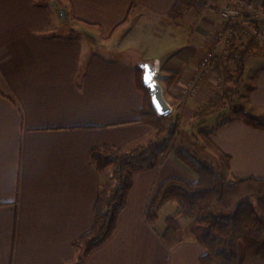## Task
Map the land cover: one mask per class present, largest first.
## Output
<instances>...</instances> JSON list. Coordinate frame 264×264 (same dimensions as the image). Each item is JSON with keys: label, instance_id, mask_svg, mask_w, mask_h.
Returning a JSON list of instances; mask_svg holds the SVG:
<instances>
[{"label": "crops", "instance_id": "1", "mask_svg": "<svg viewBox=\"0 0 264 264\" xmlns=\"http://www.w3.org/2000/svg\"><path fill=\"white\" fill-rule=\"evenodd\" d=\"M227 1L217 11L186 7L173 16L178 0H0V264H77L73 243L91 229L109 173L96 168L91 151L107 144L131 150L156 138L137 122L145 95L136 64L103 48L137 28L154 36V23H199L188 46L165 64L148 61L160 60L165 76L175 73L169 94L177 105L202 106L210 99L205 83L196 95L186 90L211 44L214 13ZM64 23L74 31L60 33ZM115 50L145 60L129 45ZM256 75L244 107L260 116L264 65ZM211 135L232 156L234 177L264 178V129L234 119ZM172 177L196 180L171 155L135 174L117 230L83 264H200L206 248L194 235L168 250L165 225L146 221L157 185Z\"/></svg>", "mask_w": 264, "mask_h": 264}, {"label": "trees", "instance_id": "2", "mask_svg": "<svg viewBox=\"0 0 264 264\" xmlns=\"http://www.w3.org/2000/svg\"><path fill=\"white\" fill-rule=\"evenodd\" d=\"M185 7L202 12L217 9L214 0H178L173 16ZM248 29L246 23L234 25L229 54L218 56L211 62L215 73L225 84L239 82L249 58L264 57V45L255 37L248 36ZM136 73L138 87L145 95L143 107L136 110L137 122L155 130L156 138L146 146L131 150L107 144L91 151L96 168L109 173L94 206L91 229L73 243L74 249L81 253L77 264H83L85 258L105 244L117 230L135 174L161 166L172 152L180 163L195 173L196 180L169 178L157 185L148 203L145 217L153 228L158 223L160 209L169 203L176 205L174 213L166 218L165 230L161 234L166 248L172 250L183 242L181 220L192 219L191 232L206 248L200 264H264V178L235 177L230 181L233 176L232 156L213 140L206 129L207 118L226 107L228 93L211 97L194 113L200 130L193 137L216 158L217 166H214L209 161L193 157L180 144H173L174 136L179 134L182 138L184 135L180 116L160 117L153 108L150 93L143 83V70L139 66ZM175 79V73L164 77L165 94L170 93ZM172 119L177 124L175 132L165 139ZM234 119L252 128L264 129V116L254 115L245 107L234 109L233 114L218 126ZM217 206L220 211H217Z\"/></svg>", "mask_w": 264, "mask_h": 264}, {"label": "rangeland", "instance_id": "3", "mask_svg": "<svg viewBox=\"0 0 264 264\" xmlns=\"http://www.w3.org/2000/svg\"><path fill=\"white\" fill-rule=\"evenodd\" d=\"M224 1V2H223ZM228 2V1H227ZM226 2V3H227ZM225 3V0H221V3H218V0L215 4L216 10H218V6H222ZM186 8V7H185ZM185 10V9H184ZM182 10L181 13L185 14L186 10ZM194 10H197L194 8ZM184 11V12H183ZM214 11V10H213ZM197 13H203L202 11L197 10ZM179 13V14H181ZM60 21V19H58ZM214 22L215 25L211 26V37L212 41L209 47L203 52V54L200 56L199 62H198V71L199 67H201V62L206 55V52L211 48L213 44V40L216 38L218 31L222 29L226 24V22L223 20L221 13H214ZM191 21L188 22V20H185V17L182 18L180 22V18L175 20V22H168V23H157L153 24L152 29L154 30L155 34L154 36L152 33L145 32L146 29H135L129 35L119 38V40L113 41L110 45L104 47V51L106 53L114 54L117 57H120L121 59H129L130 61L134 62L136 66L141 61V58L139 56H131L128 53H116L115 48L121 47V46H130L134 50H136L138 53H140V56L145 60H151L152 58L158 57L162 60L163 64H165L167 57L171 54L172 51H181L183 48L188 46V40L191 39V35L193 34L194 30L196 28H199L200 26L198 24H191ZM203 24V23H202ZM201 24V25H202ZM206 26L208 28L209 25H202ZM71 28H73V25L70 23H64L63 29L59 30L60 33L65 34L69 33ZM194 29V30H193ZM85 30H82V34H85ZM89 34V33H88ZM157 35V36H155ZM92 45V43H90ZM264 65V57L256 56L251 57L247 60L245 72L240 78L239 82L237 83H231V84H225L222 78H220L214 71L213 66H209V69L204 75L202 76L203 79L200 82L199 86L197 88L198 91H195L193 95H196L199 91V87H202V83H205L203 85L207 87L206 91L208 90L207 95L211 97L222 94L224 92L228 93V103L225 108H223L220 112L214 113L210 115L207 118V130L214 134L218 128L219 123L226 120L228 117H230L233 114V110L237 108L244 107L246 105V102L249 98L250 91L253 89L256 74L260 71V67ZM162 71V69H161ZM194 74H196L194 72ZM164 77L165 75L163 72H160L159 74V81L165 85L164 83ZM211 80V81H210ZM190 82V81H189ZM187 94H190L189 92ZM167 100L175 106L173 112V115L176 117L177 115L180 116L181 119V127L183 128V137L176 135L173 137V144L175 146H178L179 144L181 147H183L189 154H191L193 157L203 160V161H209L210 163L214 164V166H217V160L216 158L207 150L203 149L201 145L196 142L195 138L193 137L194 134H197L200 130V127L197 125L198 121L194 118V113L196 110L200 107H192L191 109H185V107L182 106V104L177 105V102L170 97L169 93L165 94ZM173 106V107H174ZM262 114L260 116H264V112H261ZM171 157L176 162H179L177 157L175 156L174 152H172ZM169 155V156H170ZM167 159V158H166ZM166 159L163 161V163L166 161ZM180 163V162H179ZM181 166L185 170H187L190 174H193L195 177V173L186 165L180 163ZM235 177L234 175L231 177L230 181H234ZM253 204L256 206V201L253 200ZM176 209V205L174 203H169L168 205H165L162 207L159 211V220L156 225V229L161 228V226H166V218L173 214ZM217 211H220V207H216ZM182 229L180 232V235L183 239H187L188 237H191L193 234L188 230V227H190V224H192V219H182Z\"/></svg>", "mask_w": 264, "mask_h": 264}, {"label": "built area", "instance_id": "4", "mask_svg": "<svg viewBox=\"0 0 264 264\" xmlns=\"http://www.w3.org/2000/svg\"><path fill=\"white\" fill-rule=\"evenodd\" d=\"M220 13L226 25L218 31L211 48L206 52L201 67H199L200 71H196L188 83L187 93L193 94L197 91L199 81H202V76L208 71L214 58L229 54L234 25L248 24V36L255 37L261 45H264V0H250L249 2L228 0Z\"/></svg>", "mask_w": 264, "mask_h": 264}, {"label": "water", "instance_id": "5", "mask_svg": "<svg viewBox=\"0 0 264 264\" xmlns=\"http://www.w3.org/2000/svg\"><path fill=\"white\" fill-rule=\"evenodd\" d=\"M64 18H67L65 10L61 11ZM143 70V83L148 89L154 110L162 118L171 117L174 112L173 105L167 100L163 84L159 81V74L161 72V61L142 60L138 65ZM151 76L148 82H145V77ZM176 120L172 119L169 124V130L165 135V139L170 137L176 128Z\"/></svg>", "mask_w": 264, "mask_h": 264}, {"label": "snow or ice", "instance_id": "6", "mask_svg": "<svg viewBox=\"0 0 264 264\" xmlns=\"http://www.w3.org/2000/svg\"><path fill=\"white\" fill-rule=\"evenodd\" d=\"M151 76L145 77V82H148L150 80Z\"/></svg>", "mask_w": 264, "mask_h": 264}]
</instances>
